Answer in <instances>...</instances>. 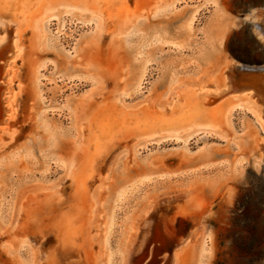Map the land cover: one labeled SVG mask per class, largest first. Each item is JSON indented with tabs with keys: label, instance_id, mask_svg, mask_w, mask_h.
Here are the masks:
<instances>
[{
	"label": "rangeland",
	"instance_id": "rangeland-1",
	"mask_svg": "<svg viewBox=\"0 0 264 264\" xmlns=\"http://www.w3.org/2000/svg\"><path fill=\"white\" fill-rule=\"evenodd\" d=\"M260 26L264 0H0V264H264L263 74L208 94L264 67Z\"/></svg>",
	"mask_w": 264,
	"mask_h": 264
},
{
	"label": "bare ground",
	"instance_id": "bare-ground-1",
	"mask_svg": "<svg viewBox=\"0 0 264 264\" xmlns=\"http://www.w3.org/2000/svg\"><path fill=\"white\" fill-rule=\"evenodd\" d=\"M262 28L264 30V27H261V29ZM5 33L2 36V40L0 42V59L6 60L5 63L7 64V62L9 60H12L19 53L20 48L18 47L17 42H15V40H14L15 37L10 36V38H9L8 35L5 34ZM228 69H229V72H231V73H229V75H228L229 76V79H227L224 87H222L221 89H217V90L210 91V92H208V94L218 95V94H221L223 92H228V93L229 92L230 93H235V92L238 93L239 92L240 94H248V95H251L252 92H253L252 91L253 89L251 88L253 86V84L249 80H247L249 78H247V79H241L242 77L241 78L238 77L239 79L236 78L237 79L236 80L235 77H233V73L234 72L238 73V75L239 74H242V75L243 74H246V75L247 74H249V75L250 74H263V78L261 77V79H262L261 81L264 83V67L263 66H252V67H248V66H244L243 64L242 65L230 64L228 66ZM245 89H249V90H245ZM254 90H256V88ZM261 95H263V94H261ZM262 98H264V97H262ZM257 99H259V98H257ZM261 110L263 112L261 118L263 119V123H264V106H263L262 103H261ZM12 113H13V110L11 109V107H9L8 105H6L5 107H3V106L0 105V127H2L4 124H6L8 122V120L11 118ZM260 144L263 145V147H264V139L261 141ZM263 157H264V150H263ZM178 251H180V250H176V252L174 253L172 264H176V262H177V259H178ZM148 254H149V252H147V255ZM147 255H146V257H147ZM203 263H205V262H203Z\"/></svg>",
	"mask_w": 264,
	"mask_h": 264
},
{
	"label": "crops",
	"instance_id": "crops-1",
	"mask_svg": "<svg viewBox=\"0 0 264 264\" xmlns=\"http://www.w3.org/2000/svg\"><path fill=\"white\" fill-rule=\"evenodd\" d=\"M190 242L191 241L185 242V243L183 242L180 244V258H183L184 255L186 254V251L188 247L190 246ZM204 252H205V249L202 250V255L204 254Z\"/></svg>",
	"mask_w": 264,
	"mask_h": 264
}]
</instances>
